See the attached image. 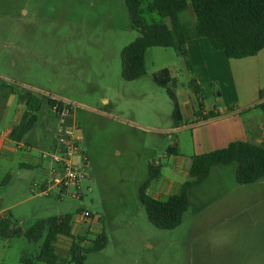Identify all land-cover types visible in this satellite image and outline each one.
<instances>
[{
    "label": "rangeland",
    "instance_id": "obj_1",
    "mask_svg": "<svg viewBox=\"0 0 264 264\" xmlns=\"http://www.w3.org/2000/svg\"><path fill=\"white\" fill-rule=\"evenodd\" d=\"M149 2L144 0L145 5ZM145 18L148 23L169 25L157 14ZM179 19L191 32L192 11H184ZM138 36L130 26L124 0H0V86L20 87L68 104L72 112L69 121L76 125L88 158L82 199L73 198L72 190L61 194L58 189L48 197L34 198L33 182L50 176L40 156L52 147L59 124L43 106L37 123L19 144L21 149L8 143L13 154L0 158V216L9 211L20 223L19 230H26L36 221L70 214L74 234L84 235L78 211L82 208L92 213L100 219L98 231H104L108 243L103 250L88 253L84 264H254L253 256L251 260L248 257L249 247H237L233 237L223 239L221 228L232 226L237 219L215 213V194L208 199L205 192L196 190L195 205L175 229H157L148 222L139 202V188L148 177L149 165L158 166L161 176L148 187L151 195L164 182L172 183L169 193L177 192L188 179L191 158L203 151L197 144L217 131L209 125L212 120H202L203 112L233 108L227 96L219 99L217 84L203 83L195 93L188 86L195 79L193 74L172 48L147 49L145 75L131 82L123 80L121 51ZM161 69H168L176 80L174 92L182 115L178 127L165 88L152 80ZM18 104L15 99L4 108L2 126L21 118ZM238 114L241 124L253 115L262 116L260 111L247 114L242 108ZM25 141L31 144L29 152ZM169 148L178 150L177 157L167 153ZM72 163L80 165V154L73 156ZM22 164L31 167L22 168ZM236 168V164L214 167L205 190H215L209 183L215 179L235 185ZM7 175L9 183L2 186ZM196 199L208 203L200 208ZM91 231L90 241L97 235L94 226ZM40 244L29 243L22 236L0 238V264H20L21 255L36 256ZM69 245L70 240L62 238L56 250L64 256ZM218 252L228 257L215 262Z\"/></svg>",
    "mask_w": 264,
    "mask_h": 264
},
{
    "label": "trees",
    "instance_id": "obj_2",
    "mask_svg": "<svg viewBox=\"0 0 264 264\" xmlns=\"http://www.w3.org/2000/svg\"><path fill=\"white\" fill-rule=\"evenodd\" d=\"M129 23L139 36L121 51V77L127 82L135 81L145 75L144 57L151 47L172 48L185 61L191 72L186 43L191 37L207 39L209 47L214 51H223L228 59H244L254 57L264 49V0H124ZM192 7L195 24L191 32L182 26L178 14ZM157 14L167 19L163 22L148 23L145 15ZM158 86L165 88L173 105L172 119L178 127L182 121L180 105L174 92L175 78L168 69H161L152 75ZM188 86L198 93L199 86L192 79ZM2 101L7 95H15L23 105V113L18 124L11 130L9 139L19 145L37 123V113L43 106L50 111L53 104L62 106L63 102L46 95H36L20 87L2 84L0 86ZM259 100L254 108L261 111L264 119V90L259 92ZM52 112V111H51ZM246 112V110H245ZM196 117H200L195 113ZM214 111L202 114L207 122L220 118ZM168 154H177L176 148H169ZM236 164L235 180L238 185H250L264 180V143L255 144L251 141H234L225 148L209 153L194 155L188 169V179L181 184L179 191L161 201L149 196L146 190L150 184L160 177L158 166L150 164L148 177L139 188V202L145 210L148 222L155 228L171 230L178 227L188 211L191 200L190 191L200 186L210 175L211 170L218 166ZM7 175L2 186L9 183ZM85 210L79 209L81 214ZM91 214L89 218H91ZM73 216L62 214L46 220H39L19 233L20 223L9 211L0 216V238L22 236L29 243L41 242L36 256L22 254L20 264H84L88 253L103 250L107 243L104 231L95 238L88 240V233L74 235L72 233ZM59 237L70 240L66 255L56 250ZM90 241L88 247H83Z\"/></svg>",
    "mask_w": 264,
    "mask_h": 264
},
{
    "label": "crops",
    "instance_id": "obj_3",
    "mask_svg": "<svg viewBox=\"0 0 264 264\" xmlns=\"http://www.w3.org/2000/svg\"><path fill=\"white\" fill-rule=\"evenodd\" d=\"M186 10H191L193 13L190 5ZM184 11L178 14V19L179 15ZM179 22L185 27L180 19ZM186 49L191 66V73L193 74L197 85L202 86L203 83L217 84L220 90L219 99L221 100L224 96H227V102L229 105L232 104L233 108L231 111L227 110V108H224L223 110L216 108L214 110V112L220 114V116L226 114L229 115L225 118L220 117L211 121L212 123L209 125L214 126L217 131H215V134H213L210 139L202 142V144H197L198 146H202L203 151H201V153H197L196 155L225 148L229 143L234 141H251L255 144L264 143L263 116L253 115L250 118V121L242 124L238 120V111H240V108H242V110H246L245 113L247 114L260 111L259 109L254 108V106L260 102L259 92L264 90V49L254 57L244 59H228L223 51L212 50L209 47L207 39L202 37L189 38L186 43ZM15 99H17L15 95H7L5 101H2L0 96V126L5 123L4 108L11 105ZM2 102H5V106H2L4 104ZM18 105V110L22 114L24 107L20 103ZM204 114L206 113L203 112V115ZM19 119L17 116L10 124L0 128V158L4 155L13 154V149L8 144L13 143L9 139V134L18 124ZM227 126L228 130L224 131ZM220 130L222 132H220ZM25 145L30 146L29 149L27 148V151L29 152L31 144L28 141H25ZM17 146L21 149L19 145ZM177 155L178 150L177 154H171L173 157H177ZM20 167L29 168L31 166L22 164ZM160 177L153 182L159 181ZM42 181L33 182L32 184L34 188L31 192L33 194L37 193V196L34 198L49 196V194L42 195L37 190V186ZM208 181L209 180L207 178L200 186L190 191V198L192 199L190 207L196 203L195 200L193 201V193L196 190L203 191V193L205 192V196L208 197V199H211L212 195L215 194V213L226 214L232 219H237L232 226H229L228 228H221L223 229V239L224 236L233 237L237 247H249L248 257L249 260L254 258V264L264 262V180L250 185L241 186L236 183L235 185L230 182L226 183L223 179H215L214 182H209L213 183L212 187H215V190H205V185ZM171 185V182H164V184H159L155 188L153 195L148 192V189L146 190V193L155 199L164 201L168 196L179 191L178 189L177 192L169 193ZM159 196H164V198L160 199ZM196 200L201 204L199 206L200 208L205 207L208 203V201L205 202V200ZM250 207H254V210H249ZM90 214L92 217L88 220L82 218L84 225L81 228V232L90 234L92 233L91 227L94 226L97 229L96 234L101 233V230L98 231L101 228L99 226L100 219L94 218V215L92 213ZM95 221L98 222V225L94 224ZM23 232V229L19 230L20 234ZM72 233L74 234L73 228ZM62 238L63 237H59L58 241ZM221 242L224 241L221 240ZM88 244H90V241H88ZM82 246L88 247L89 245L86 246L83 244ZM252 248L253 252H251ZM223 253L224 252H218L215 254V262L221 260V258L228 257L224 256Z\"/></svg>",
    "mask_w": 264,
    "mask_h": 264
},
{
    "label": "built area",
    "instance_id": "obj_4",
    "mask_svg": "<svg viewBox=\"0 0 264 264\" xmlns=\"http://www.w3.org/2000/svg\"><path fill=\"white\" fill-rule=\"evenodd\" d=\"M51 111L58 118L59 124L54 132L52 147L48 151L42 152L40 156V160L48 168L50 176L37 186V190L42 195H48L53 189H58L61 194L72 190L71 196L80 200L83 197L81 182L86 177L88 158L83 153L76 125L69 121L72 117L71 107L63 102L62 106L53 104ZM75 154L81 156L79 166L72 163ZM81 216L88 219L90 213L84 211Z\"/></svg>",
    "mask_w": 264,
    "mask_h": 264
}]
</instances>
